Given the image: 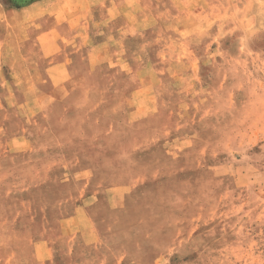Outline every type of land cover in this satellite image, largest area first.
Masks as SVG:
<instances>
[{
	"label": "rangeland",
	"instance_id": "obj_1",
	"mask_svg": "<svg viewBox=\"0 0 264 264\" xmlns=\"http://www.w3.org/2000/svg\"><path fill=\"white\" fill-rule=\"evenodd\" d=\"M77 9L83 37L46 57L41 23ZM0 16L21 43L0 112V264L28 261L92 178L113 188L90 212L122 264H264V0H0Z\"/></svg>",
	"mask_w": 264,
	"mask_h": 264
},
{
	"label": "crops",
	"instance_id": "obj_2",
	"mask_svg": "<svg viewBox=\"0 0 264 264\" xmlns=\"http://www.w3.org/2000/svg\"><path fill=\"white\" fill-rule=\"evenodd\" d=\"M44 9L46 10L45 12L48 14V16L50 14V17L51 14H54L52 10H55L56 13L62 11V8L58 9V7H56L52 3L46 4L44 6ZM62 14L63 12L60 13V15ZM80 15H84L83 11H81L80 13L79 9H77L72 16L73 18L71 17V19H65L64 21L55 24L49 23L48 20H44L41 23L43 25V28L45 29L43 32L46 38L42 41V37L40 36L39 45H42V49H44L46 57L50 56L51 49L53 47H60V42L66 40L69 41L71 39L72 41H77L80 40V35H82L83 37L84 31H80V25L83 24L80 21ZM87 15H89V13ZM1 22H3L2 16H0V23ZM11 27L12 31L16 33L15 28H13L14 26ZM4 31L5 28H2L0 24V88H2V93L0 92V112L3 109H6V106L8 108H12L17 105V102L10 103L8 101L6 104L3 97L4 95L8 94L10 96L8 99H10L17 91L15 89H10V82H8L7 75H10V77H15L17 74L16 71L20 70L21 66L20 57L17 52V50L19 51V49L21 48V43H19L18 39H13L14 45L12 49H10L11 47L9 48V46H7V43L9 39L8 37H11V31L6 28V35L4 34ZM80 32L82 33L80 34ZM55 33H57L58 37L60 38H54ZM50 35L51 38L49 37ZM108 41L110 43H113L112 36L108 37ZM84 43H88V41H85ZM98 46L100 45H93L92 50L95 52ZM68 61L69 59L66 58V60L56 62V65L48 66L46 74H49V77L53 81H59L61 76L62 80H68L69 74L66 77L64 76V71H66L65 69ZM97 61L99 62V59H97ZM61 66L63 67V69L61 68ZM29 74L31 75L32 71H30ZM51 91L52 90H49L48 87L38 88V92L45 100V108L53 101V94ZM28 93H30V91ZM40 106L43 107V105ZM4 120V118H1L0 113V125ZM10 143L18 146L17 148L11 149V151H20L26 147V140L21 135L12 138ZM94 159V157H90V162H84L80 157V167L77 169V172H90L92 174H96L100 166L96 165V162L93 161ZM44 174H47V170H44ZM103 183L104 182H101V180L99 184L97 182H93V178L92 181H86L85 179H83L82 185L84 187L82 186L81 195L80 193H78L75 198L78 203L74 205L75 207L73 209V213L70 215L62 214L60 215V217H53L51 215L45 217L44 223H46L47 225L45 226L44 237H40L38 238V240L30 243V248H28L24 253L31 257L28 259V261H25L21 264H55L54 256L58 254L65 255L66 262L68 264H122L125 260V256L117 259L118 252H116V246L112 242L113 238L111 236V232H108L107 236L104 235L106 233L98 228V225L95 220H93L90 212V207L96 204V195L101 191H110L113 189L111 186L106 187L105 185H102ZM76 186L80 189V182L76 184ZM89 192H91V194ZM62 205L66 206L65 200H63ZM14 221H17V219ZM30 222L36 221L34 220ZM19 229L20 228H16L15 230ZM12 232V236L14 237L13 229ZM91 247L96 249L98 248V250L95 252L88 251V248ZM10 252L12 253L13 257L16 255H20L13 250ZM78 260H80V262H78Z\"/></svg>",
	"mask_w": 264,
	"mask_h": 264
}]
</instances>
